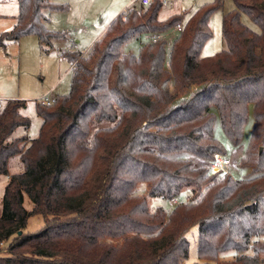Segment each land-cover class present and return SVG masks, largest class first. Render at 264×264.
Instances as JSON below:
<instances>
[{
	"label": "trees",
	"instance_id": "trees-1",
	"mask_svg": "<svg viewBox=\"0 0 264 264\" xmlns=\"http://www.w3.org/2000/svg\"><path fill=\"white\" fill-rule=\"evenodd\" d=\"M16 1V23L0 36V45L35 35L52 48L54 39L64 37L48 23L50 13L67 11V5ZM234 3L223 17L226 48L215 56L202 51L220 0L186 20L174 15L163 22V2L154 0L140 14L118 16L105 33L115 36L102 46L97 41L87 56L64 52L74 66L71 89L50 106L38 105L43 122L35 139L12 138L18 127L30 125L20 113L26 102L4 105L0 176L9 181L0 215V264H181L193 226L199 227L196 264L264 262V0ZM178 26L169 50L160 38L143 43L137 55L124 52L132 39ZM250 108L253 130L238 165L251 168V175L235 180L213 172L216 158L227 157L214 135L217 116L237 147ZM16 156L24 170L10 175ZM142 187L147 196L139 194ZM148 197L180 202L151 211ZM32 216L45 224L27 232ZM230 251L234 259L222 262L221 254Z\"/></svg>",
	"mask_w": 264,
	"mask_h": 264
},
{
	"label": "rangeland",
	"instance_id": "rangeland-1",
	"mask_svg": "<svg viewBox=\"0 0 264 264\" xmlns=\"http://www.w3.org/2000/svg\"><path fill=\"white\" fill-rule=\"evenodd\" d=\"M52 3L67 5V11H53L49 14L48 28L55 32H62L64 37L57 38L53 42L52 48H47L40 44L35 35L22 37L18 41H9L0 45V99L6 105L11 100H22L26 106L20 110V113L30 121L28 128L18 127L12 138L27 136L35 139L40 134L42 118L39 116L37 108L42 97L48 95L64 96L68 95L71 89L72 70L71 63L63 57L67 49L83 52L91 39L110 19L115 7H121L128 2L133 1L130 10L140 14L141 6L137 0H50ZM137 1V2H136ZM218 0H178L166 7L161 12L162 19L166 18L170 10L174 7H181L184 11H197L201 7L212 4ZM222 6L219 7L211 16L209 26L212 32L211 39L203 47L202 55L211 57L221 53L225 48L223 37V17L226 13L235 8L234 0H220ZM16 0L0 1V36L14 27L12 19L18 12ZM130 12V11H129ZM160 13V12H159ZM129 13L126 15L128 17ZM184 15L185 14H176ZM174 16V15H172ZM170 16V17H172ZM168 17V18H170ZM123 20L124 15H122ZM167 18V19H168ZM243 22L254 30L258 28L246 16H242ZM166 20V19H165ZM160 20L159 21H165ZM103 37L98 42L101 46L115 34ZM147 36L132 39L124 47L125 53L137 55L143 42L148 41ZM167 46L171 45V36L166 37ZM168 50V47H167ZM90 52V51H89ZM88 53L83 54L87 56ZM254 125L253 109L250 108V117L245 125L242 141L239 146H234L227 139L217 116L214 135L227 151V158L231 164L224 173L230 174L235 180H242L249 177L252 173L251 168L240 167L238 162L248 147ZM182 155V154H180ZM185 155V154H183ZM195 165H201L200 161L195 160ZM24 170L18 156L12 158L9 164V174H20ZM9 181L8 176H0V215L2 212V201L5 187ZM139 194H148V188L142 187ZM186 198V194L181 200ZM148 206L151 211L162 207L170 210L173 203L164 200L161 197H148ZM25 207L28 211L32 210V203L28 197H25ZM45 224L41 216H32L28 219L27 232H36ZM199 227L193 226L187 235L189 241V256L181 264H196L199 262L197 255ZM235 252L230 251L221 254L220 260L229 262L234 259ZM264 264V262L262 263Z\"/></svg>",
	"mask_w": 264,
	"mask_h": 264
},
{
	"label": "crops",
	"instance_id": "crops-1",
	"mask_svg": "<svg viewBox=\"0 0 264 264\" xmlns=\"http://www.w3.org/2000/svg\"><path fill=\"white\" fill-rule=\"evenodd\" d=\"M137 1H139L140 2V0H137ZM136 1V2H137ZM178 0H167V4H164L163 5V9L162 10H164V8H166V7H169L172 3H174V2H177ZM17 2V1H16ZM132 4H134L133 3V1H130V2H128L126 5H122L121 7H115L114 9V11L112 12V14H111V17H109L110 19L107 21V23L98 31V33L91 39V41H90V43L88 44V46L86 47V49L83 51V52H81L82 54H86V53H88L89 51H90V49L93 47V45L97 42V41H99L102 37H103V35L106 33V31H107V29L109 28V26H110V24L118 17V16H120L125 10H130V9H132L133 7H131L132 6ZM17 6H18V3H17ZM140 6L142 7V6H144V5H142L141 4V2H140ZM162 10L160 11V13L158 14V19H160V20H165V19H167L168 17H170V16H172V15H176V14H185L186 16H187V18L191 15V14H193L195 11H184V10H182L181 9V7H174L173 9H171L170 10V13H168V15H167V17L166 18H164V19H162V17L160 16L161 15V12H162ZM18 12H19V9H18ZM18 12H17V14L15 15V16H13L12 17V19H13V21H14V25H15V23H16V19H17V16H18ZM187 18H185V20L187 19ZM13 25V26H14ZM181 31V28H176V29H174V30H172V31H170V32H168V33H165V34H161L160 35V37L161 38H164L165 40H166V37H170L171 36V39H172V42H173V40L177 37V35L179 34V32ZM143 36H147L148 38H147V40L148 41H146V42H152V38H153V36L154 35H151V34H146V35H143ZM56 40H58L57 38L56 39H54L53 41H52V45H53V42L54 41H56ZM146 42H143V43H146ZM166 42H167V40H166ZM168 43V42H167ZM172 44V43H171ZM168 47V50L170 49V47H171V45H169V46H167ZM70 50H74V49H72V48H69V49H67L66 51H70ZM75 51V50H74ZM77 51V50H76ZM80 52V51H79ZM73 64H71V70L73 69Z\"/></svg>",
	"mask_w": 264,
	"mask_h": 264
},
{
	"label": "built area",
	"instance_id": "built-area-1",
	"mask_svg": "<svg viewBox=\"0 0 264 264\" xmlns=\"http://www.w3.org/2000/svg\"><path fill=\"white\" fill-rule=\"evenodd\" d=\"M154 0H140L141 4L144 6H149ZM164 4H167V0H161ZM130 10H125L122 15L126 18V15L129 13ZM177 28H181L178 26ZM160 35H154L152 38V42L157 41L160 39ZM57 96L49 97L48 95L42 97L39 101V104L50 106L55 103ZM4 108L3 100L0 99V112ZM231 164L230 159L223 156H218L216 160L210 165V168L213 172H225L229 165ZM180 202V199H174L172 201L173 205H176Z\"/></svg>",
	"mask_w": 264,
	"mask_h": 264
}]
</instances>
